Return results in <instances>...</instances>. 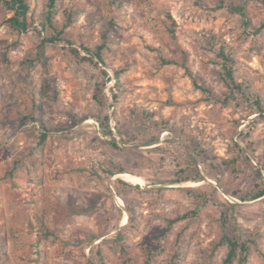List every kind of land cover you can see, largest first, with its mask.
<instances>
[{
  "label": "rangeland",
  "instance_id": "rangeland-1",
  "mask_svg": "<svg viewBox=\"0 0 264 264\" xmlns=\"http://www.w3.org/2000/svg\"><path fill=\"white\" fill-rule=\"evenodd\" d=\"M48 2L0 5V264H264V0Z\"/></svg>",
  "mask_w": 264,
  "mask_h": 264
},
{
  "label": "trees",
  "instance_id": "trees-1",
  "mask_svg": "<svg viewBox=\"0 0 264 264\" xmlns=\"http://www.w3.org/2000/svg\"><path fill=\"white\" fill-rule=\"evenodd\" d=\"M56 2L57 0H49L47 5L46 12V24H49L50 27H53V20L55 16L56 10ZM3 4L9 10L14 12V15L9 19L10 25L15 28L19 33H26L29 30V12L30 6L28 4V0H0V5ZM222 5H225V2L222 1ZM228 10L231 14L240 15L245 20V26L249 27L251 25V20L247 13L246 7L244 5H232L228 7ZM46 24H43L45 26ZM264 29V23L261 25L258 31ZM63 34V31H58L56 36L50 39L51 42L59 41L58 37ZM70 44V42H68ZM71 45V44H70ZM83 50L89 55V57H85L84 59L91 63H99L104 64L105 61L103 59V46H98L95 50H91L90 48H83ZM74 53L79 55L78 50H74ZM221 56L225 62V81L227 83H234V77L232 68L228 67L229 63H233V59L229 58L225 54V52L221 51ZM97 60L98 62H95ZM230 85V84H229ZM46 135L43 134L41 136V144L45 142ZM264 194V191L261 192V195ZM223 242L226 243L229 247V253L227 262L231 263L237 257H239V251H241L242 255L239 258V264H246L248 261V251L249 248L246 244L240 243L236 238L230 237L226 232H224Z\"/></svg>",
  "mask_w": 264,
  "mask_h": 264
},
{
  "label": "built area",
  "instance_id": "built-area-1",
  "mask_svg": "<svg viewBox=\"0 0 264 264\" xmlns=\"http://www.w3.org/2000/svg\"><path fill=\"white\" fill-rule=\"evenodd\" d=\"M113 130H115V129H114V126H113Z\"/></svg>",
  "mask_w": 264,
  "mask_h": 264
}]
</instances>
